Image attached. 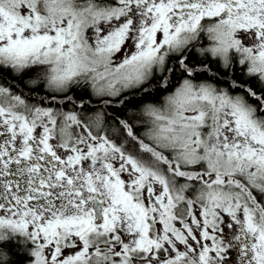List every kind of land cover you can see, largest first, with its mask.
Instances as JSON below:
<instances>
[{"label": "snow or ice", "instance_id": "snow-or-ice-1", "mask_svg": "<svg viewBox=\"0 0 264 264\" xmlns=\"http://www.w3.org/2000/svg\"><path fill=\"white\" fill-rule=\"evenodd\" d=\"M0 264H264V0H0Z\"/></svg>", "mask_w": 264, "mask_h": 264}]
</instances>
